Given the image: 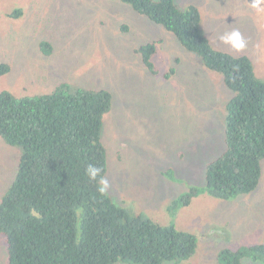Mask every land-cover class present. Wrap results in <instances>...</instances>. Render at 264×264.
I'll return each mask as SVG.
<instances>
[{"label": "rangeland", "instance_id": "obj_1", "mask_svg": "<svg viewBox=\"0 0 264 264\" xmlns=\"http://www.w3.org/2000/svg\"><path fill=\"white\" fill-rule=\"evenodd\" d=\"M176 2L199 9L201 33L213 49L247 56L255 76L264 80V5L257 10L251 0ZM17 8L21 15H8ZM233 29L247 41L245 49L219 40ZM158 38L163 39L154 58L158 72L151 74L134 48ZM42 39L55 45L49 56L41 52ZM66 40L72 52L59 63L58 52L70 48ZM174 56L180 60L165 79ZM0 63L10 67L0 75V92L42 94L62 81L102 83L112 90L117 112L104 117L101 133L108 148L107 192L127 209L136 205L161 224L196 234L195 264H205L200 256L216 264L224 247L264 242V158L252 191L230 198L204 191L175 213L168 210L183 192L206 185V164L224 148L225 103L232 94L222 74L204 66L171 32L121 0H0ZM118 151L127 159L121 162ZM20 153L0 137V200L16 177ZM7 259L0 235V264Z\"/></svg>", "mask_w": 264, "mask_h": 264}, {"label": "trees", "instance_id": "obj_2", "mask_svg": "<svg viewBox=\"0 0 264 264\" xmlns=\"http://www.w3.org/2000/svg\"><path fill=\"white\" fill-rule=\"evenodd\" d=\"M121 1L221 73L232 93L225 103L224 148L206 164V185L183 192L168 210L175 213L204 191L223 198L252 191L264 158V80L255 76L250 59L213 49L201 33L196 6L176 0ZM8 15L19 16L21 9ZM66 41L70 48L58 52L59 63L72 52ZM162 41L134 48L151 74L158 72L154 58ZM39 46L46 56L55 47L48 39ZM179 60L174 56L165 79ZM9 70L0 63V75ZM113 105V92L102 83L62 81L50 92L26 96L0 92V137L21 151L16 177L0 200L7 264H195L196 234L161 224L136 205L125 208L110 193L98 192L85 175L88 164L107 174L108 148L101 133L104 117L117 112ZM118 157L127 159L119 151ZM218 251L216 264H244L242 257L264 264V242ZM198 262L206 264V257Z\"/></svg>", "mask_w": 264, "mask_h": 264}, {"label": "clouds", "instance_id": "obj_3", "mask_svg": "<svg viewBox=\"0 0 264 264\" xmlns=\"http://www.w3.org/2000/svg\"><path fill=\"white\" fill-rule=\"evenodd\" d=\"M262 5H264V0H251V7L254 9L260 10ZM122 26L125 25H121V28ZM126 29H128L127 25ZM126 29L123 30L125 31ZM219 40L223 44L237 51L243 50L247 47V41L238 29L224 32L220 35ZM102 172L103 169L94 164H88L85 169V175L88 177V180L90 182H95L97 184L98 192L104 194L109 190L110 183L109 180L102 175Z\"/></svg>", "mask_w": 264, "mask_h": 264}]
</instances>
